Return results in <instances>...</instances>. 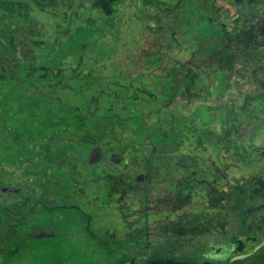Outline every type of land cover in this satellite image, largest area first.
I'll return each mask as SVG.
<instances>
[{"label":"rangeland","instance_id":"1","mask_svg":"<svg viewBox=\"0 0 264 264\" xmlns=\"http://www.w3.org/2000/svg\"><path fill=\"white\" fill-rule=\"evenodd\" d=\"M96 1L0 0V225L25 191L49 204L32 197L0 226V264L249 253L264 241V73L220 82L214 66L189 68L183 92L164 95L207 14L159 32L155 0H110V16Z\"/></svg>","mask_w":264,"mask_h":264},{"label":"flooded vegetation","instance_id":"2","mask_svg":"<svg viewBox=\"0 0 264 264\" xmlns=\"http://www.w3.org/2000/svg\"><path fill=\"white\" fill-rule=\"evenodd\" d=\"M109 1L97 0L95 4L100 5V10L105 7L110 16L113 13V7H109ZM95 4L94 2L91 3L90 12L99 10L95 8ZM154 8L156 11L151 14L150 18L156 31L159 27V32L162 28L160 23L165 21L164 26L167 28L173 23L176 24L173 20L177 17L184 20L196 15L198 19L200 17L203 19L204 15L207 14L206 19L209 22L207 29L198 28L193 32L197 36V47L191 51L188 60L177 69V73L181 72V75L173 74L174 76L168 78L166 91L163 92L164 95L169 91L174 94L183 92L184 87L186 88L187 85L189 68L195 69L198 74H203L206 68L214 66L220 82L223 80L226 82L225 79L230 81L233 78L237 80L250 79L253 73L257 75L260 73L258 77L262 78L264 60L260 59L262 57H258L257 54H259L258 52H261V54L264 52V0H174L172 3L163 5L155 0ZM187 25L186 22L184 26ZM174 33L173 30H170L171 39L174 38ZM247 81L245 80V82ZM1 192L18 195L21 194L22 190L3 188ZM23 196L24 205L13 204L11 210L4 211L8 219H13L11 223L6 222L0 226H15L19 222V218L17 219L16 216L20 215L21 218L24 213H19L18 208L20 207V210L22 209L21 206L28 205L31 198L37 196V194L32 189L29 192L25 191ZM37 198L35 203H39L41 207L49 205L46 204L45 199H40L39 196ZM256 212L258 211L248 214L253 217ZM253 221L257 222L258 220L253 217ZM34 236V238H39L50 236V234L39 231ZM223 246L224 244H221L218 248L210 247V255L220 256L223 253L225 254Z\"/></svg>","mask_w":264,"mask_h":264},{"label":"crops","instance_id":"3","mask_svg":"<svg viewBox=\"0 0 264 264\" xmlns=\"http://www.w3.org/2000/svg\"><path fill=\"white\" fill-rule=\"evenodd\" d=\"M17 245H21V242ZM1 256L3 255L0 254ZM227 264H264V241L259 243L249 253L229 259Z\"/></svg>","mask_w":264,"mask_h":264},{"label":"trees","instance_id":"4","mask_svg":"<svg viewBox=\"0 0 264 264\" xmlns=\"http://www.w3.org/2000/svg\"><path fill=\"white\" fill-rule=\"evenodd\" d=\"M248 214V212H247ZM147 263L148 264H186V263H179V262H176V261H173V260H165L164 262L163 261H159V259L155 258L154 260H147ZM206 264V263H204Z\"/></svg>","mask_w":264,"mask_h":264},{"label":"water","instance_id":"5","mask_svg":"<svg viewBox=\"0 0 264 264\" xmlns=\"http://www.w3.org/2000/svg\"><path fill=\"white\" fill-rule=\"evenodd\" d=\"M142 179H143L142 176H138V177L136 178V182H137V183H140V182L142 181ZM262 208H263L262 205L257 206L256 208L250 209V210L248 211V213H252V212H255V211H260V209H262Z\"/></svg>","mask_w":264,"mask_h":264}]
</instances>
